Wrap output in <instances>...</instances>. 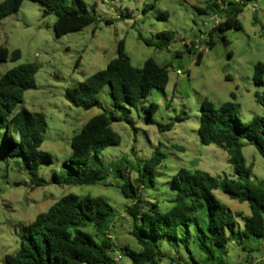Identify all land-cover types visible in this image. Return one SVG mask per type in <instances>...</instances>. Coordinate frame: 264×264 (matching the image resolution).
<instances>
[{
	"label": "rangeland",
	"instance_id": "obj_1",
	"mask_svg": "<svg viewBox=\"0 0 264 264\" xmlns=\"http://www.w3.org/2000/svg\"><path fill=\"white\" fill-rule=\"evenodd\" d=\"M83 1L96 19L80 30L60 37L53 33L55 15L43 16L37 1L23 0L16 12L0 19V46L20 51L19 59L0 63V75L24 63L36 66L35 88L24 91L22 102L14 106L12 114L26 108L45 115L47 127L40 149L51 155V161L38 166V175L47 183L33 186L23 159L6 156L0 128V264H7L5 257L15 255L21 248V227L69 193L79 197L101 196L116 210L117 217L108 230L110 241L115 244L110 253L115 264H130V260L121 254L122 246L139 249L129 233L132 221L125 212L132 200L121 193L120 181L112 174L105 181L92 185L52 182L54 172L62 174V162L71 151V137L90 117L103 108L112 107L107 86L97 95L100 106L88 109L70 104L64 92L104 69L116 56L119 40L123 41L133 66L141 67L151 58L159 65H167L168 69V82L163 89H152L136 108L125 107L133 127L125 121L111 123L120 141L100 152L104 165L124 154L132 160L147 159L157 146L164 153L155 169V186L141 191L144 207L157 202L158 209L166 211L171 206L174 194L171 177L178 168L201 169L220 178L233 177L225 149L215 144L203 145L199 141L197 129L202 100L207 99L216 107L232 102L234 112L244 123L254 115H264V107L255 98V94L264 95V72L261 83H254L252 79L254 65L260 62L264 66V0H248L238 15L241 27L223 33L211 29L219 20L217 16L196 11L194 6H202L203 0ZM120 15L122 17L118 18ZM107 19L110 20L108 24L105 23ZM157 34L172 37L170 44L156 48L138 38V35L154 38ZM209 38L213 40L212 46L206 43ZM185 44H193L192 50L187 51ZM199 52L202 55L197 61ZM151 102L157 105L152 115L154 121L160 124L172 122L171 129L159 131L156 124L145 123V109ZM132 146L134 153L130 151ZM241 151L251 170V181L264 185V159L243 139ZM131 176L134 177V173ZM213 192L229 210L239 213L235 219L241 228L244 218L250 215L248 203L231 199L218 189ZM84 230L99 239L91 226ZM244 245L253 248L252 251L247 252L233 241L227 242L222 256L225 264L264 263V214L262 236L249 239ZM187 247L188 250L181 242L170 245L163 240L160 247L162 264H167L171 257H177L181 264H212L199 249L194 233L189 236ZM119 254L121 259H117Z\"/></svg>",
	"mask_w": 264,
	"mask_h": 264
},
{
	"label": "trees",
	"instance_id": "obj_2",
	"mask_svg": "<svg viewBox=\"0 0 264 264\" xmlns=\"http://www.w3.org/2000/svg\"><path fill=\"white\" fill-rule=\"evenodd\" d=\"M23 0H1L0 19L16 12ZM41 5L43 16L55 15L53 33L60 37L71 31L80 30L96 17L83 0H32ZM202 6H194L202 14L219 18L212 30L223 33L227 29H239L238 15L248 0L239 4L234 0H203ZM162 17L165 15L160 14ZM120 15L118 18H121ZM110 23V20H105ZM148 46L166 47L172 37L157 34L154 38L138 35ZM223 38V36H222ZM212 46L213 40H206ZM192 45L185 44L187 51ZM199 52L197 61L201 58ZM229 56L231 53L229 52ZM20 58L18 49L9 50L0 46V63ZM80 57L77 59L78 65ZM264 66L254 65L253 82L261 83ZM36 66L24 63L6 70L0 75V128L7 157H21L34 186L47 183L38 175L40 163L51 161V155L40 149L47 127L42 112H31L21 108L12 114L14 106L22 102L23 93L35 88ZM168 82L167 65H159L153 59H146L141 67L131 64L124 50V43H117L116 56L105 68L77 82L64 92L65 99L83 109L100 106L98 93L108 87L112 107L103 108L90 117L70 139V155L62 162V174L53 173L52 182L57 185H92L105 181L112 174L120 181L121 193L132 204L125 208L131 218L129 233L139 249L124 245L121 254L130 264H162L161 244L181 242L188 250V238L194 233L198 247L212 264H225L224 247L229 241L251 252L244 244L249 239H259L263 232L264 185L251 181V170L245 164L241 151V140L251 143L264 159V115H254L244 123L234 112V105L227 101L216 107L204 99L200 103L198 125L199 141L203 145L215 144L225 149L233 177H216L201 170L178 168L171 177L173 199L166 211L158 209L157 202L144 207L142 189L155 186V169L164 158L157 146L147 159L132 160L124 154L104 165L100 152L105 147L118 144L119 136L112 130L111 123L125 121L132 127V121L125 107L136 108L152 89H163ZM258 103L264 107V95L255 94ZM157 105L151 102L145 109L146 124H156L159 131L172 128L173 123H156L152 118ZM182 120V119H177ZM134 153V146L130 149ZM134 173V177L131 176ZM106 184V183H105ZM107 185V184H106ZM220 190L231 199L247 202L250 215L243 226L238 227L234 214L215 196ZM117 217L116 210L101 196L79 197L69 193L61 196L45 212L38 213L34 220L21 227L22 245L15 255L5 257L7 264H115L110 256L115 244L110 241L108 230ZM91 226L99 239H95L85 227ZM122 255L120 258L121 259ZM181 264L177 257H171L167 264ZM257 264H264L262 262Z\"/></svg>",
	"mask_w": 264,
	"mask_h": 264
},
{
	"label": "built area",
	"instance_id": "obj_3",
	"mask_svg": "<svg viewBox=\"0 0 264 264\" xmlns=\"http://www.w3.org/2000/svg\"><path fill=\"white\" fill-rule=\"evenodd\" d=\"M235 2L239 3V4H243L242 0H234ZM252 9H254V5H252ZM177 73H180V70H176ZM118 258H120V256H118ZM172 264H176L175 262H172Z\"/></svg>",
	"mask_w": 264,
	"mask_h": 264
},
{
	"label": "crops",
	"instance_id": "obj_4",
	"mask_svg": "<svg viewBox=\"0 0 264 264\" xmlns=\"http://www.w3.org/2000/svg\"><path fill=\"white\" fill-rule=\"evenodd\" d=\"M237 214V213H236Z\"/></svg>",
	"mask_w": 264,
	"mask_h": 264
}]
</instances>
